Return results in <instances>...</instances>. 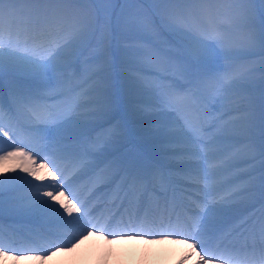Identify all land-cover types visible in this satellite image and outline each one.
<instances>
[{
  "label": "snow or ice",
  "instance_id": "obj_1",
  "mask_svg": "<svg viewBox=\"0 0 264 264\" xmlns=\"http://www.w3.org/2000/svg\"><path fill=\"white\" fill-rule=\"evenodd\" d=\"M145 2L161 7L147 23L122 9L118 39L115 10L86 7ZM251 2L0 0V163L51 178H0V212L6 190L23 189L10 195L18 215L83 226L44 259L98 235L182 241L199 264H264V208L224 226L236 206L264 201V96L252 99L249 63L264 65V27L249 22ZM122 109L145 125L134 155L108 152L127 139ZM12 250L0 235V255Z\"/></svg>",
  "mask_w": 264,
  "mask_h": 264
},
{
  "label": "rangeland",
  "instance_id": "obj_2",
  "mask_svg": "<svg viewBox=\"0 0 264 264\" xmlns=\"http://www.w3.org/2000/svg\"><path fill=\"white\" fill-rule=\"evenodd\" d=\"M259 2H260V0H252L251 3H247V4L243 5V6H247V8H245L247 10L246 15L248 17L249 22L252 25H254L256 31H259L262 27H264V14L262 13L261 14L262 17H260L259 13L261 10L258 9L256 6V4ZM86 7L108 8L110 11L112 9H114L115 14L112 15V26H113V29L117 33V39H118L119 38V35H118L119 29H117V27H116V20H117V17H119L121 15L122 9L125 11L130 10L133 14L138 16L142 21L147 23L149 20L150 10L157 8V7H161V6L152 4L150 2H145V3H138V4L119 3V4H113V5H99V6H86ZM239 36H244V33L241 32ZM238 37H236V39ZM116 51H117V46H116V43L114 40L113 44H112V52L115 54ZM116 59L118 62V56L116 57ZM260 60H261L260 56H255L252 58V61L249 62L252 64V67L255 69L254 74L252 76V99L257 104L259 103L261 96H264V71H261V69L264 68V65H261ZM220 64H221V66H223L226 64V62L220 61ZM11 80H12V77H10L7 72H5V75L3 78V92H4V97H5L6 101L8 99L9 85H10ZM236 99H238V98H236ZM118 117L124 121L125 120L127 121V123H126L127 126L134 133V136L131 135L133 139L136 137L135 135H137V132L145 126L144 123L139 118L131 115L130 113L126 112L123 109L118 114ZM40 126L43 127V125H40ZM103 131H104L103 128H97L96 131L92 133V136L96 137L97 135L102 134ZM5 143H7V142H5ZM5 150H9V149H7V146H5ZM0 154H3V153H0ZM33 159H36L35 155L33 156ZM26 163L27 162L20 161V160L9 161L7 164V167H11L13 169V171H11V172H6V166L4 164L0 163V173H5V175L0 176V178H7L10 176H24V175H26L27 173H24L21 171V168L23 166H25ZM23 194H24L23 189H18L16 191V193L13 192L11 194L7 190L5 191V193L3 195L4 206H3L2 212H0V214L3 217L5 216L4 218H6V219L7 218H10V219H12V218H14V219L23 218V219H25L24 217H29V216L18 215L17 213L12 211L10 203H9L10 195L15 196V195H23ZM18 224H21V223H18ZM22 224H24V223H22ZM25 224H27V223H25ZM48 228H49L48 233L52 234L51 235L52 240L49 238L47 240V242L49 244L54 245V244H57L58 241L59 242L64 241V239H63L64 238V232H62L61 228L55 227V226L48 227ZM34 245L37 246L40 244L37 243V245L36 244H34ZM57 253H59V252H57ZM35 254L36 253L34 251H32L30 254L22 253V254H18L20 256H18V255L12 256L13 254L8 252L6 258H3V259L0 258V264H15V262H17L19 258L21 260H32L35 258H37L38 260L41 259L39 256H36ZM101 264H104V263L102 262Z\"/></svg>",
  "mask_w": 264,
  "mask_h": 264
},
{
  "label": "bare ground",
  "instance_id": "obj_3",
  "mask_svg": "<svg viewBox=\"0 0 264 264\" xmlns=\"http://www.w3.org/2000/svg\"><path fill=\"white\" fill-rule=\"evenodd\" d=\"M260 16L264 14V3L259 2ZM167 36V35H166ZM37 167L39 166V161ZM34 184L44 185L43 181H37L33 177L24 175ZM50 203H54L51 202ZM58 207V205H54ZM62 211V209H61ZM34 218L39 223L57 225L54 221H49L46 218L39 216H29ZM64 228L75 230L72 227ZM61 227V226H60ZM72 228V229H71ZM74 234H66L64 241L67 242ZM109 247L111 254L107 255ZM19 252V251H17ZM185 251L180 248L168 246L164 243H140V242H125L112 243L111 246L107 242L88 236L71 252H59L55 255H49L46 259L21 260L18 259L15 264H179L180 260L185 257ZM21 261V262H20ZM184 264H192V261H184Z\"/></svg>",
  "mask_w": 264,
  "mask_h": 264
}]
</instances>
